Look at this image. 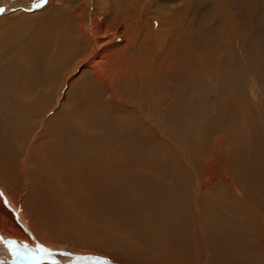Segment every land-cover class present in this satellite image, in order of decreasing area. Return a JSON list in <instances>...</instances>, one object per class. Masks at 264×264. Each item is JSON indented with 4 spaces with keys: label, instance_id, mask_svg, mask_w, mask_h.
<instances>
[{
    "label": "bare ground",
    "instance_id": "1",
    "mask_svg": "<svg viewBox=\"0 0 264 264\" xmlns=\"http://www.w3.org/2000/svg\"><path fill=\"white\" fill-rule=\"evenodd\" d=\"M52 1L55 0L49 3ZM90 1L93 11L89 18L85 16L88 2H80L75 9L77 26L91 35L90 39H84L85 43L77 39V27L70 22L67 25L64 20L47 31L46 36L35 41H16L0 54V58H5L0 61V129L6 130H0V163L10 161L13 154L20 172L16 173L15 167L5 170L14 172L13 178L18 174L23 177L28 190L16 196L0 177V183L17 203L15 214L19 213L16 218L0 196V232L29 240L25 230L31 229L47 244L57 242L74 250L98 254L89 257L91 261L96 258V263L264 264V136L253 149L241 145L237 151L235 146L228 147L226 132L221 127L217 128L214 143L212 127L193 126L194 133L208 138L211 146L208 152L202 153L197 146L192 155L187 148L183 149L188 152L186 158H177L180 152L174 150L165 161L155 162L153 157L161 156L164 147L159 152L151 151L147 146L153 144L146 143L143 149L144 135L140 129L128 127L129 121L121 114L132 110L140 116L141 111L139 103L126 104L124 79H132L135 85L137 80L149 83L154 73L155 83L160 76L166 83L169 61L162 58L155 64L147 52L141 57L128 52L133 45L136 47L141 30L129 32L130 24L122 22L126 15L117 17L115 27L107 24L103 16L110 17L111 11L102 15L98 4ZM17 12L25 14L22 10ZM8 14L3 13L7 18ZM135 17L142 24L140 14H132L130 20ZM163 39L160 37V43ZM219 42H215L217 59L225 53L223 60H233L234 55L218 48ZM193 45V42L188 44L190 53ZM81 48H85L83 55L79 54ZM201 48L198 62L204 63ZM69 63L75 66L70 73H75L79 65L87 68L88 82L96 87L95 101L100 102L108 89L104 103L92 110V115L82 117L80 112L76 117L78 110L74 115L73 106L68 115L67 111L59 112L62 104L59 97H65V87L75 74L63 80L55 101L47 94L49 77H59L63 66ZM228 68L226 73H232ZM246 72L253 73L251 69ZM190 79V84L196 85L195 78ZM191 96L194 100L195 91L189 92L188 101ZM229 103L233 108L235 101L231 99ZM105 107L113 109L109 112L115 120L103 117L101 112ZM138 120L147 128L151 141L158 137L157 126H148L142 118L136 123ZM7 139L17 144L20 140L21 145L12 143L7 154L3 148ZM219 147L221 150L216 155ZM22 149L24 153L20 157L18 153ZM35 190L43 192L39 202L43 208L50 209V218L45 222L52 223L51 226L42 223L44 219L34 217L39 216L28 208L26 201ZM85 214L101 221L106 218L109 225L117 228L115 231L123 241L114 240L105 250L98 245L100 249L96 250L88 232L84 233L86 230L79 233L73 229L77 234L74 238L69 236V231L65 233L71 221ZM84 235L90 242L77 241ZM49 261L56 259L50 257Z\"/></svg>",
    "mask_w": 264,
    "mask_h": 264
},
{
    "label": "rangeland",
    "instance_id": "2",
    "mask_svg": "<svg viewBox=\"0 0 264 264\" xmlns=\"http://www.w3.org/2000/svg\"><path fill=\"white\" fill-rule=\"evenodd\" d=\"M49 1L5 0V2L0 3V54L9 46L14 45L16 41H35L39 37L46 36L51 29L53 30L58 23L64 20L68 22H66L67 25L70 22L71 26L77 27L76 36L81 43H85L86 40L84 39L86 37V39L91 38L90 34L79 29L75 20V9L81 3L88 2V0H55L50 3ZM90 2L98 4L102 15L106 13L104 11H111L110 17L105 14L103 16L106 17L107 24H113V27H115L117 17L126 15L127 17L122 22L125 25L130 24L129 32L133 30L139 32V29L141 30L139 32L141 34L140 40L137 42L136 47L133 45L128 52H133L140 57L147 52V56L152 55L155 64L157 61L160 63L162 58L169 61L166 83L161 76V80L157 77L155 83L154 73L153 78L149 79V83H146L147 80L146 82L137 80L135 85L132 79H124L126 104L139 103L141 111L140 116L132 110H124L121 114L129 121L127 122L128 127L140 129V132L144 135L141 137L145 143L143 149H145L146 143L153 144L147 146L151 151L156 150L159 152V148L164 147L161 156L153 157L155 162L165 161L169 152H174V150L177 153L180 152L177 158H186L188 152L183 151V149L187 148L191 150L192 155L197 146L202 153L208 152L211 149L208 138L194 133L192 131L193 126L212 127L215 135L213 137L214 143L217 142V128L221 127L226 132L228 147L233 149L235 146L234 148L237 151L238 148H241V145L245 149H253L252 146L258 144V140L264 136V0H106L104 2L103 0H91ZM108 6L113 9L107 8ZM19 10H22L25 14L17 12ZM92 11L93 6L88 2L85 16L89 18ZM6 12L9 13L8 18L3 15ZM141 12H144V15H141ZM132 14H140L142 24L138 22L137 17L130 20ZM145 14L147 15L145 16ZM152 16H155V19H151ZM136 36L137 33L134 34V39ZM215 36H218L221 42L216 41ZM160 37L164 38L162 43H160ZM142 38L143 40H141ZM205 38L207 40L204 41ZM191 42L194 44L192 53L188 50V44ZM215 42L220 43L218 45L220 50L234 55L233 60H223L225 53L217 59ZM200 48L201 54H205L204 63L198 62ZM83 49L85 48L80 49L79 54H82ZM4 59L0 58V61ZM106 59H110V57ZM129 60L131 61V59ZM73 65V63L64 65L59 77H49L47 94L50 99L52 98L55 101L64 83L63 80L67 76L71 77L75 74V77L70 82L68 81L69 86L65 87V97L63 99L61 96L59 97L62 102L59 106L60 109L58 108L59 112L61 110L62 114L67 111L68 115V112L70 114V107L73 106L75 107L74 115L77 114L76 117H79L80 112L79 115L82 117L87 114L92 115L91 111L104 103L106 96L109 94L108 89H105L104 93L106 92V95L102 94L103 98L99 99L100 102L95 101L93 97L95 96L96 87L88 82L87 68L84 65H79L75 73H70L75 67ZM226 67H229L228 71L231 69L232 73L227 74ZM247 69H251L253 73L246 72ZM190 78H195L196 85L190 84ZM241 78L244 79L243 82H241ZM129 86L130 90L128 89ZM193 91H195L196 96L194 100L191 96L188 101V94ZM95 97L97 98V96ZM231 99L235 101L233 108L229 103ZM245 106H247V109L244 108ZM103 110L101 114L104 118L109 117L111 121L115 117L111 116L109 112L113 110L112 108L105 107ZM95 114L99 115V113ZM114 115H116L115 112ZM138 118H142V122L148 126L153 128L157 126L156 129L159 128L158 137L151 141L148 138L147 128L139 123L141 119L136 123ZM161 129L165 132L161 133ZM0 130L6 132L5 129ZM12 143L17 144L9 141V139L3 142V148L5 152L8 151L7 154L10 153ZM18 144L21 145L20 140ZM259 146L262 147V145ZM220 150L219 147L215 151L216 155ZM20 151L18 154L22 155L24 149ZM182 151L183 156L181 155ZM12 157L13 159H11ZM11 160L12 162H10ZM10 161L3 162L5 163L4 166L3 163H0V177L7 181L6 183L14 195H23L26 185L24 178L20 177L19 174L16 178H13L14 172L7 173L6 171L10 170V167L11 169L15 167L17 169H15L17 172H15L19 173V163L14 160L13 154H10ZM25 190L28 192L27 189ZM42 195L43 192L35 190L26 203L30 208V212L39 216L33 215L34 217L38 220L44 219L42 223L51 226L52 223L45 222L50 218V209L43 208L39 202V197ZM0 196L4 203L9 206L10 211L15 214L18 210L17 203L7 193L5 185L1 183ZM19 208L23 212V207L20 206ZM79 211L82 213L81 209ZM91 214L96 216L93 212ZM18 215H16V218H18ZM86 215H81V217L79 216L71 221L65 229V233L69 231V236L74 238L77 234L72 232L73 229L78 230L79 233L86 230L84 233L88 232L96 250L100 249L98 245L105 250L110 244H113L114 240L123 241L120 238L121 235L115 231L117 228L111 226V224L109 225L110 222H106V218L105 221H101L97 217H87ZM53 222L56 223L57 221L54 220ZM53 227H55V224H53ZM25 234L29 237V240L8 236L0 232V264H110L109 262L96 263V258L94 261L90 260L89 257L98 254L74 250L67 245H58L57 242H53L54 245L47 244L31 229L25 230ZM65 235L67 237V234ZM87 238L86 235L80 236V240L77 241L90 242ZM50 257L56 259V261H49ZM104 257L111 261L108 257Z\"/></svg>",
    "mask_w": 264,
    "mask_h": 264
}]
</instances>
